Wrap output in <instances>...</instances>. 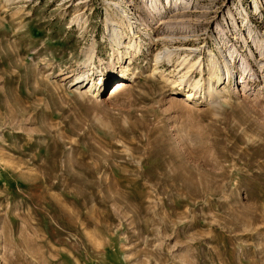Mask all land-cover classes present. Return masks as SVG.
<instances>
[{
  "label": "rangeland",
  "instance_id": "rangeland-1",
  "mask_svg": "<svg viewBox=\"0 0 264 264\" xmlns=\"http://www.w3.org/2000/svg\"><path fill=\"white\" fill-rule=\"evenodd\" d=\"M0 264H264V0H0Z\"/></svg>",
  "mask_w": 264,
  "mask_h": 264
},
{
  "label": "bare ground",
  "instance_id": "bare-ground-1",
  "mask_svg": "<svg viewBox=\"0 0 264 264\" xmlns=\"http://www.w3.org/2000/svg\"><path fill=\"white\" fill-rule=\"evenodd\" d=\"M80 85H82V84H80ZM127 87H128V84H127L126 80L123 78L122 79L120 78V81L113 84V86L109 90V92H110L109 97H112V96L119 94L123 90L127 89Z\"/></svg>",
  "mask_w": 264,
  "mask_h": 264
}]
</instances>
